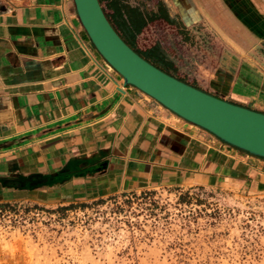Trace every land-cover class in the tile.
<instances>
[{
	"label": "crops",
	"instance_id": "obj_1",
	"mask_svg": "<svg viewBox=\"0 0 264 264\" xmlns=\"http://www.w3.org/2000/svg\"><path fill=\"white\" fill-rule=\"evenodd\" d=\"M249 4L262 12L255 0H171L185 30L205 21L223 36H230L232 21L236 31L241 27L228 8L255 25L245 17ZM230 42L236 50L222 46L213 54L203 47L194 51L193 66L176 67L181 74L188 69L189 81L172 76L264 114V70ZM27 177L50 181L12 187ZM230 182L264 192V159L123 85L92 46L72 0H0V204L55 205L162 185Z\"/></svg>",
	"mask_w": 264,
	"mask_h": 264
},
{
	"label": "rangeland",
	"instance_id": "obj_2",
	"mask_svg": "<svg viewBox=\"0 0 264 264\" xmlns=\"http://www.w3.org/2000/svg\"><path fill=\"white\" fill-rule=\"evenodd\" d=\"M255 1L264 13V0ZM98 3L121 39L139 52L157 48L165 71L183 81H189L188 69L181 74L176 67L193 66L194 51L236 50L233 38L244 48L238 55L264 70V37L257 29H264V14L251 4L245 17L254 18L255 25L228 8L241 27L236 31L232 21L230 36H223L205 21L186 23L185 30L171 0ZM126 9L137 10L143 20L135 34L129 30L132 37ZM5 204L0 264H264V192L246 183L162 185L55 205Z\"/></svg>",
	"mask_w": 264,
	"mask_h": 264
},
{
	"label": "water",
	"instance_id": "obj_3",
	"mask_svg": "<svg viewBox=\"0 0 264 264\" xmlns=\"http://www.w3.org/2000/svg\"><path fill=\"white\" fill-rule=\"evenodd\" d=\"M77 19L104 62L130 85L221 142L264 159V114L218 99L147 63L113 30L98 0H72Z\"/></svg>",
	"mask_w": 264,
	"mask_h": 264
},
{
	"label": "trees",
	"instance_id": "obj_4",
	"mask_svg": "<svg viewBox=\"0 0 264 264\" xmlns=\"http://www.w3.org/2000/svg\"><path fill=\"white\" fill-rule=\"evenodd\" d=\"M126 13V17L127 19V23H129V28L126 30L128 34H130V36L132 37L133 35H131L130 32H132L133 34H135V32L139 31V29L141 28L142 24H143V20L139 14V12H137V10L135 9H126L125 10ZM109 22V21H108ZM110 24V23H109ZM111 25V24H110ZM112 27V26H111ZM113 28V27H112ZM114 30V28H113ZM130 30V32H129ZM115 31V30H114ZM116 32V31H115ZM117 33V32H116ZM118 35V34H117ZM119 36V35H118ZM120 37V36H119ZM121 38V37H120ZM123 40V39H122ZM123 42L131 49L133 50L139 57H141L143 60H145L147 63L151 64L152 66H154L155 68H157L158 70L164 72L167 75L172 76L170 73H168L167 71H165V66L166 63L163 60V56L161 54V52L159 50H157V48H153L152 50V54H148L147 52H139L137 50H135L132 46H130L126 41L123 40ZM173 77V76H172ZM179 80V79H177ZM181 81V80H179ZM183 82V81H181ZM184 83V82H183ZM186 84V83H185ZM50 180H41L40 177L37 178L36 180H31L29 181V177L22 179V181L20 182V184L18 185H12V187H18V186H25V185H39L41 183L47 182ZM5 183V181L3 182ZM7 206L6 204H0V208Z\"/></svg>",
	"mask_w": 264,
	"mask_h": 264
}]
</instances>
